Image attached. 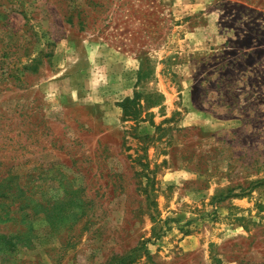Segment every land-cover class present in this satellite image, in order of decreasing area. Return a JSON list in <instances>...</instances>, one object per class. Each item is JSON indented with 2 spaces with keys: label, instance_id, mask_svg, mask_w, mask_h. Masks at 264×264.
I'll return each mask as SVG.
<instances>
[{
  "label": "rangeland",
  "instance_id": "obj_1",
  "mask_svg": "<svg viewBox=\"0 0 264 264\" xmlns=\"http://www.w3.org/2000/svg\"><path fill=\"white\" fill-rule=\"evenodd\" d=\"M0 264H264V0H0Z\"/></svg>",
  "mask_w": 264,
  "mask_h": 264
}]
</instances>
